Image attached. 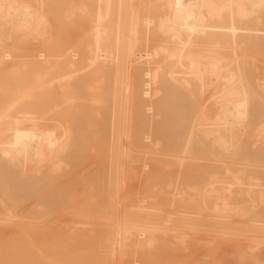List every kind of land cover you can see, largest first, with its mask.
Masks as SVG:
<instances>
[{
    "label": "bare ground",
    "instance_id": "obj_1",
    "mask_svg": "<svg viewBox=\"0 0 264 264\" xmlns=\"http://www.w3.org/2000/svg\"><path fill=\"white\" fill-rule=\"evenodd\" d=\"M81 12L89 29L74 25ZM94 147L103 171L85 170H99L110 209L89 204L109 214L81 223L104 224L93 245L104 263L225 264L222 246L240 236L227 256L264 264V0H0V229L20 227L24 199L52 196L32 200L30 223L59 210L51 188L63 172L75 184L69 170ZM130 176L149 190L125 208ZM59 188L66 209L81 206ZM176 198L188 210L168 208Z\"/></svg>",
    "mask_w": 264,
    "mask_h": 264
},
{
    "label": "rangeland",
    "instance_id": "obj_2",
    "mask_svg": "<svg viewBox=\"0 0 264 264\" xmlns=\"http://www.w3.org/2000/svg\"><path fill=\"white\" fill-rule=\"evenodd\" d=\"M77 13H80V12H77ZM76 13V14H77ZM90 14V13H89ZM77 15H80V14H77ZM81 15H82V18L84 17L86 20L88 19V18H90L89 17V15H88V13L86 14V16H85V14H82V12H81ZM91 15V14H90ZM76 17V16H75ZM78 17V16H77ZM81 19L82 21H81V23L78 21V20H80L79 19V17L77 18V19H75V20H77V22L75 23L74 22V25L75 24H80V25H77V27H79V26H81V25H83V24H85V26L86 25H88L89 24V21H90V19L86 22V20L85 19ZM85 20V21H84ZM84 21V22H83ZM86 22V23H85ZM91 22V21H90ZM90 25H91V23H90ZM73 27V26H72ZM77 27H75L73 30L75 31L76 30V32H74L73 30H72V32H74L75 33V35H77L78 36V33L80 32V36H83V31L84 32H86L87 33V30L89 29V27H87L88 29H86V31L84 30L86 27H84V25L83 26H81V27H83V28H80V29H82L81 31L77 28ZM79 30V31H78ZM71 32V33H72ZM82 32V33H81ZM88 33H89V30H88ZM71 36H72V34H71ZM80 36H78L79 38H80ZM85 36V35H84ZM88 36V35H87ZM76 37V36H75ZM74 37V35H73V39L75 38ZM83 38V37H82ZM87 39V37H84L83 39H81L82 41H79V43L77 44V46L78 45H81L83 42H84V40H86ZM76 40H78V38L76 39ZM75 41V40H74ZM76 42V41H75ZM81 42V43H80ZM86 42V41H85ZM77 43V42H76ZM85 44V43H84ZM83 44V45H84ZM80 47V46H79ZM94 152H93V154L91 153H86L87 155H89V156H92V155H94V157L95 156H99L98 158L97 157H92V158H90L89 157V159H86V161H84L85 159H83V158H81V160L82 161H79V159H78V163H79V167L78 168H76L75 170H74V172L76 171V170H80V169H82V171L81 172H79V170H78V173H74L73 171H71V170H69V172H70V175H72V176H70L69 174V177H73V178H70L71 180L73 179V181H74V183L75 184H72V185H65V183L66 182H68L69 180L67 179L66 181L64 180L65 179V175H64V172L62 173V175H60L59 176V179L58 178H56L55 180H57L56 181V187L55 186H53L52 188H51V191H56V193H54V195H56V197L57 198H55V196L53 195V198L52 199H54L55 198V200L56 201H54V202H57V203H55L57 206H54V207H57V209H59V210H56L55 209V211H56V213L54 214V212H52L51 214H52V216H54L53 218H52V216H51V214L49 215V217H47L48 219H50V217H51V220H48L47 218H44L43 216H42V221L40 220V219H38V218H40V217H37V218H35L34 216H35V214H36V211H32L31 210V213H30V215L32 214V212L34 213V215H33V217H34V219H38V221L36 222V220L34 221V222H36V223H34L33 221H31V223H34L35 225H37V226H35L34 224H33V226L31 225V223H30V221H29V219H27V216H25V215H22L24 212L25 213H29L30 212V210H28L27 208H29V205L31 206L30 207V209H34V206H33V204H35L37 201H38V199L40 200V198L43 196H45L44 198H47L48 200H50V196L51 195H49V194H47V193H44L43 195H41L40 197L39 196H35L36 198H38V199H36L35 197H32V198H30V200H29V198L26 200V199H24V197H21L20 199H21V201H22V199H24V201L23 202H25L24 204H22V205H20V207L21 206H24V208L23 207H21V210H20V207L19 206H15L16 208V210L18 211V210H20L19 211V214H20V218L19 219H21V217L23 218L21 221H18L17 219H16V224H18V222L20 223V230L21 229H23L24 230V234L23 235H26V238H24V236L23 237H20L19 235H21L20 233H22L23 231H20V230H17V229H19V228H16V229H14V228H12V227H15V226H9V227H11L10 229L9 228H5V227H2V229H0V230H4L3 232L2 231H0L1 232V234H0V241H2V242H0V252L2 253H0V257H2L1 258V261L4 259V257H5V259L7 260H5L6 262H4V260H3V262H2V264H32V262H33V264H66V261H67V264H107V263H104V260L103 259H101V257H100V252H99V243H97V242H99V241H97L98 239H97V235L100 233V228L102 227H100V225H104V224H99V226H98V224L97 223H99V221L101 222V220H103V219H101V217L99 218V216H98V214L96 215L95 213V211H97V209L98 208H101V207H96L97 209H95V205L96 206H103V205H101V204H106V202H107V204L109 205V201H108V199H107V196L105 195V193L104 192H101V184H100V181H99V174H98V172H99V170L97 171V172H95V173H97V174H93L91 171H90V168H88L89 170H88V172L90 173H88L89 175H96V177L94 176H89L88 174H87V164H89V165H93V162H97L98 160H99V163L98 164H96V168H98L99 169V166L98 165H100V167H101V170L103 171V168H102V164L101 163H103V160H101L103 157H102V154H101V151L103 152V150L101 149V148H98V150L94 147ZM100 151V152H99ZM98 153V154H97ZM100 154V155H99ZM159 156H161V157H163L162 155H159ZM102 157V158H101ZM86 158V157H85ZM97 158V159H96ZM99 158H101V159H99ZM94 159V161H91V160H93ZM88 160V161H87ZM102 162H101V161ZM167 160H170V158H167ZM92 163H91V162ZM82 162V163H81ZM80 163H81V166H80ZM91 163V164H90ZM94 163V164H95ZM106 162H104V164H105ZM170 163V162H169ZM132 164V163H131ZM86 165V166H85ZM76 166H78V165H76ZM95 166V165H94ZM104 166V165H103ZM81 167H83V168H81ZM85 167H86V170H85ZM90 167V166H89ZM93 167V166H92ZM95 168V167H94ZM93 168V169H94ZM95 168V169H96ZM174 169H177L176 167L174 168ZM72 170H73V168H72ZM91 170H92V168H91ZM97 170V169H96ZM101 170H100V172H101ZM185 170L186 169H182V172L184 171L185 172ZM93 172L95 171V170H92ZM77 172V171H76ZM67 173H68V171H67ZM67 173H65V174H67ZM73 173L75 174V175H78V177L80 176V175H83V174H87L86 176L85 175H83V176H85V179H88V178H86L87 176L89 177V179H88V181H86L85 180V183H84V181L83 180H81V177H79L78 179L76 178L77 176H75V175H73ZM82 173V174H81ZM64 175V176H63ZM83 176H82V178H83ZM97 176H98V178H97ZM63 177V178H62ZM66 177H67V175H66ZM75 177V178H74ZM92 178V179H91ZM74 179H76V180H74ZM84 179V178H83ZM95 179H97V181H95ZM65 182H63V181ZM90 180H94V181H90ZM127 181H125L126 183H127V185L126 186H128V191L126 192V190L125 191H122V195H126L125 196V198L127 199H125V203H127V206H124L125 208L126 207H128V208H130V206L134 203V202H136L135 201V199H133V198H136V200H137V197H141V196H139V195H136V194H138L139 192H146L147 190H149L148 188L146 189V186H147V184L145 183V181H144V183H145V185L146 186H144V184L142 183L143 181L141 180H139L138 178H135V177H128V179H126ZM157 180V181H156ZM159 180L160 179H155V181L153 182V180L150 182V186H151V183L153 182V184H154V186H153V184H152V186L154 187H152L151 186V188L152 189H155L156 187H155V185H156V182L158 183L159 182ZM60 181H62V183H63V185H57V184H59L60 183ZM81 181V182H80ZM59 182V183H58ZM87 182L88 183H90V185L88 186L87 185ZM91 182H93V183H91ZM95 183H97V184H95ZM125 183V184H126ZM68 184V183H67ZM70 184H71V182H70ZM125 184H124V186H125ZM129 184V185H128ZM160 184V183H159ZM87 185V186H86ZM96 185V186H95ZM97 185H99L98 187H97ZM133 185V186H132ZM148 185V187H150ZM72 186V187H71ZM86 186V187H85ZM125 186V187H126ZM157 186V188L156 189H159L160 187H162V185H160V187L158 186V184L156 185ZM58 187H60L59 189H60V191H61V193H62V191H63V188H64V191H66L67 190V187H70V189L72 190V191H68V192H70V194H68L67 196H68V201L69 202H71L73 199H74V201H72L73 203L76 201V203L77 202H79V204L81 205V206H79L78 208H76V210L74 211V209L73 208H75V206L74 207H70V209H72V211L75 213H72L71 212V210L69 209V208H65V207H67V204H64L63 203V199H66V198H63L62 200H61V194H60V196H58L59 194V191H58ZM65 187H66V189H65ZM88 187H90L89 189H86V188H88ZM93 187V188H92ZM73 188H75V189H73ZM127 188V187H126ZM130 188V189H129ZM139 188V189H138ZM54 189H57V190H54ZM76 189H77V191H76ZM83 189L85 190H91V194H90V192H89V194L88 195H86L85 193H83L82 191H83ZM96 189V191L98 192H94V190ZM100 189V190H99ZM125 188L123 187V190H124ZM133 189H137V190H133ZM162 189L164 190V185H163V187H162ZM93 190V191H92ZM131 190H133L132 192H130ZM138 190H140L139 192H137ZM168 190L169 189H166V191L168 192ZM63 191V192H64ZM64 192L65 194L66 193H68V192ZM73 191H75L76 192V195L77 196H73L75 193L73 192ZM103 191V190H102ZM136 193H135V192ZM157 192L158 191H160L159 193L161 194V193H163V192H165V191H162V190H156ZM155 191V192H156ZM125 192V193H124ZM157 192L155 193V194H157ZM92 193H95L94 194V196L95 197H93V194ZM102 193V194H101ZM127 193V194H126ZM132 194V193H135V194H132V195H136V197L134 196V197H132L131 195H129V194ZM143 193H141V194H143ZM99 194V195H98ZM100 194H101V196H102V198L101 197H99L100 196ZM140 194V193H139ZM160 194H157L156 196H158V197H160L161 198V196H160ZM165 194V193H164ZM161 195H163V194H161ZM167 196L169 195V196H171L170 195V192L168 193V194H166ZM166 195L164 196V197H166ZM93 197L92 198V200H90V197ZM128 196V197H127ZM130 196V197H129ZM168 196V197H169ZM186 196H187V194H186ZM52 197V196H51ZM64 197V196H63ZM71 197V198H70ZM77 197V198H76ZM158 197H156L157 199H159V201H162V198H163V196H162V198H161V200H160V198H158ZM35 198V199H34ZM73 198V199H72ZM75 198H76V200H75ZM156 198H154L155 200H157ZM47 199H44L45 201H47ZM51 199V200H52ZM57 199H60V201L59 200H57ZM70 199V200H69ZM89 199V200H88ZM97 199V200H96ZM103 200V202L101 203V201ZM131 199H133L134 201H132ZM154 199H153V201H154ZM166 199V198H165ZM26 200V201H25ZM32 200H33V202L34 201H36L35 203H33L32 202ZM42 200V199H41ZM40 200V201H41ZM163 200H164V198H163ZM181 201L180 200V198H176V201L178 202V204L176 205V207H172L171 208V206H169V205H164V206H162V208L163 207H165V206H169L168 208H170V209H175V211H185V210H188V209H185V208H187V207H185L186 206V204H188V201H184V204H185V206H183V210H180V207L182 208V205H184L182 202H183V200L179 203V201ZM40 201H38V202H40ZM59 201V202H58ZM68 201H65V203H67ZM22 202V203H23ZM29 202H32V203H29ZM92 202V203H91ZM157 202H158V200H157ZM167 202V201H166ZM99 203H100V205H99ZM132 203V204H131ZM164 203H165V200H164ZM28 204V205H27ZM61 204V205H60ZM70 204V203H69ZM89 204H94V206H90ZM107 204H106V206H107ZM130 204V205H129ZM135 204V203H134ZM25 205H27V206H25ZM64 207H63V206ZM78 205H76V207H77ZM90 206V207H89ZM177 206L179 207V208H177ZM81 207H82V211H81ZM91 207H92V209H91ZM94 207V208H93ZM108 207V209H110V207L109 206H107ZM107 207H104V209H98L99 210V212H102L103 211V214L105 213L104 211L106 210L107 211ZM79 208H80V211H78V213L76 212L77 211V209L79 210ZM106 208V209H105ZM168 208H163L162 210H164L165 211V213H166V211L168 210L169 211V209ZM24 209H26V211L24 210ZM35 209H36V206H35ZM69 209V210H68ZM83 209L85 210L84 211V213H86V214H84L83 213ZM88 209V210H87ZM94 209V210H93ZM167 209V210H166ZM178 209V210H177ZM15 210V211H16ZM22 210H23V212H22ZM28 210V211H27ZM91 210H93L95 213H93V211H91ZM102 210V211H101ZM135 210V209H134ZM162 210H160L159 212V214L161 215V216H163L165 213H163V211ZM58 211V212H57ZM71 213H70V212ZM112 211V210H111ZM131 211H133V210H131ZM171 211V210H170ZM172 211H174V210H172ZM261 213H262V215L264 214V207H262L261 208ZM22 212V213H21ZM60 212V213H59ZM63 212V213H62ZM67 212V213H66ZM68 212H69V214H68ZM81 212V213H80ZM108 212V211H107ZM106 212V213H107ZM110 212V211H109ZM17 214H18V212H16ZM24 213V214H25ZM105 213V214H106ZM161 213H163V215L161 214ZM39 214V213H38ZM60 214V215H59ZM65 214V215H64ZM68 214V215H67ZM80 214V215H79ZM92 214H95L94 216H93V218L95 217V216H98V217H95V218H97L96 220H94L95 222H97V223H95L96 224V227H90L89 225H82V221H83V219H81V218H83L84 216L85 217H87L88 215H91V218H92ZM100 214V213H99ZM103 214H100V215H103ZM107 214H109V213H107ZM106 214V215H107ZM22 215V216H21ZM62 215V216H61ZM77 215H78V218L80 219V223H78L77 221H75V220H79V219H77ZM36 216H39V215H37L36 214ZM70 216V217H69ZM74 216V219L72 218ZM81 216H83V217H81ZM19 217V215H17V218ZM24 217H26L25 219H24ZM28 217H30L29 215H28ZM104 217V216H103ZM116 217V216H115ZM114 217V218H115ZM237 216H235V218H236ZM263 217H264V215H263ZM30 218H32V215H31V217ZM57 220H56V219ZM70 218V219H69ZM76 218V219H75ZM87 218H90V217H87ZM90 218V219H91ZM117 218H120V217H117ZM43 219H45V221L43 220ZM48 220V223L49 222H53L54 223V221H57L58 222V220H61V222H62V226H61V223L59 224V226H57L56 227V229H55V226L59 223H57L56 225H55V223H54V229H55V231H54V229H53V232L50 230V226H52L51 225V223H50V226L48 225V223H47V220ZM55 219V220H54ZM30 220H33V219H30ZM40 220V221H39ZM73 220V221H72ZM91 220H93V219H91ZM70 221H72V223H76V225H78L79 224V226H75L74 228H73V230L71 229V227H72V225L74 226V224H72V225H70L69 224V222ZM39 222V223H38ZM42 222V228H45V227H47L46 225H48L49 226V229L47 228V231H46V228H45V230L44 231H42L43 229L42 228H40V223ZM43 223H44V225H43ZM47 223V224H46ZM52 223V224H53ZM78 223V224H77ZM89 223V222H88ZM103 223V222H102ZM23 224V226L24 227H22L21 225ZM84 227V226H86L87 228H81L80 226L81 225ZM15 225V224H14ZM90 225H92V224H90ZM94 225V224H93ZM19 226V225H18ZM44 226V227H43ZM16 227H17V225H16ZM22 227V228H21ZM52 227V228H53ZM77 227H78V229H77ZM98 227H100V228H98ZM106 227V226H105ZM105 227H103V228H105ZM6 229V231H5V229ZM30 228H32V229H30ZM34 228V229H33ZM39 229V230H35V229ZM51 228V229H52ZM60 228H62L63 230H60ZM77 230H76V229ZM13 229V230H12ZM42 229V230H41ZM49 230V231H48ZM15 231V232H14ZM17 231H18V233H17ZM45 231L46 232H50V234H47V233H45ZM87 231V232H86ZM98 231V232H97ZM101 231H102V229H101ZM42 232L43 233H45V234H42ZM52 232V233H51ZM76 232H80V234L82 235V236H77V233ZM10 233H11V235H10ZM15 233V234H14ZM54 233V234H53ZM96 233V234H95ZM97 236V237H94L95 235ZM18 236V238H17V236ZM33 235H34V238H33ZM49 235H50V237H49ZM72 235V236H71ZM74 235V236H73ZM76 235V236H75ZM16 236V237H15ZM36 236H37V238H36ZM3 237V238H2ZM33 238V240L31 241L32 243H30V242H28V239L29 240H31L32 238ZM40 237V238H39ZM16 238H17V240H16ZM21 238V239H20ZM43 238V239H42ZM45 238V239H44ZM65 238V239H64ZM238 238H242V237H237V239ZM14 239V240H13ZM94 239H95V241H94ZM97 239V240H96ZM236 239V238H235ZM234 239V240H235ZM233 240V241H229V243L227 242L226 244H228V245H230V244H235V243H237L238 241H240V242H245V240H243V238H242V240L241 239H239V240ZM16 240V241H15ZM36 242H35V241ZM45 240V241H44ZM14 241V242H13ZM47 241V242H46ZM237 241V242H236ZM18 242V243H17ZM231 242V243H230ZM242 242V243H243ZM53 243V244H52ZM78 243V244H77ZM7 244V245H6ZM26 244V245H25ZM55 244H57L56 246H55ZM74 244V245H73ZM92 244V246L93 245H95V244H97V246H98V249L97 248H95V246H90ZM225 244V246L224 247H226L227 245ZM237 244H239V243H237ZM241 244V243H240ZM31 245H33V246H31ZM75 245H77V247H75ZM232 245H230V246H232ZM17 246V247H16ZM39 246H40V249H39ZM72 246H73V248H72ZM229 246V247H230ZM236 246V245H235ZM6 247V248H5ZM17 249H16V248ZM23 247L25 248L24 250H23ZM36 247V248H35ZM42 247V248H41ZM58 249H57V248ZM71 247V248H70ZM82 247V248H81ZM90 247H92V249H93V252H92V250H91V248ZM224 247L222 246V248H221V250H222V252H221V250H220V252L221 253H219V257L222 259V262L223 263H225V264H235V263H237V261H236V259L234 258V257H228L227 255V253H225V251L227 250H229L228 252L230 253V251H231V254L234 256L235 254H233L234 252H235V248L236 247H234L233 246V250H230L231 249V247L230 248H228V247H226L225 248V250H224ZM19 248V249H18ZM62 248V249H61ZM86 248V249H85ZM88 248V249H87ZM228 248V249H227ZM3 249V250H2ZM8 249V250H7ZM14 250H16V251H14ZM39 250H41V251H39ZM52 252H50V251ZM57 250V251H56ZM59 250H60V252H59ZM69 250V251H68ZM84 250V251H83ZM94 250H96V251H94ZM11 251V252H10ZM26 251V252H25ZM73 251H75V252H73ZM98 251V255L95 253V252H97ZM224 251V252H223ZM226 251V252H227ZM64 252V253H63ZM67 252H68V255H67ZM89 252V253H88ZM92 252V253H91ZM34 253V254H33ZM40 253V254H39ZM69 253H71V254H69ZM74 253L76 254V257H75V255H74ZM85 253V254H84ZM87 253V254H86ZM12 254V255H11ZM26 254V255H25ZM39 254V255H38ZM83 254V255H82ZM95 254V255H94ZM231 254H229V255H231ZM24 255V256H23ZM71 255V256H70ZM77 255H78V257H77ZM231 255V256H232ZM8 258H7V257ZM26 256V257H25ZM29 256V257H28ZM51 256H53V258L51 257ZM68 256V257H67ZM67 257V258H66ZM83 257H84V259H83ZM98 257V258H97ZM99 257H100V259H99ZM49 258H51V259H49ZM223 258H225L226 260H227V258L229 259V261L227 260H225V259H223ZM13 259V260H12ZM60 259H62V260H60ZM86 259H88V260H86ZM91 259V260H90ZM10 260V261H9ZM57 260V261H56ZM64 260H65V262H64ZM76 261V263H74L75 261ZM13 261V262H12ZM18 261V262H17ZM21 261V262H20ZM30 261V262H29ZM70 261V262H69ZM29 262V263H28Z\"/></svg>",
    "mask_w": 264,
    "mask_h": 264
}]
</instances>
